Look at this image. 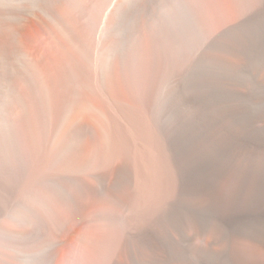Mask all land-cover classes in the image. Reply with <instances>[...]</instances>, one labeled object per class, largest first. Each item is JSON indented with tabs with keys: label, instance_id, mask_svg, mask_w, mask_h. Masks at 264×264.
Returning <instances> with one entry per match:
<instances>
[{
	"label": "bare ground",
	"instance_id": "6f19581e",
	"mask_svg": "<svg viewBox=\"0 0 264 264\" xmlns=\"http://www.w3.org/2000/svg\"><path fill=\"white\" fill-rule=\"evenodd\" d=\"M233 1L235 21L216 31L203 50L202 0H0V215L5 217L0 264H74L64 250L85 240L88 201L122 205L125 196L120 198L118 189L129 173L124 171L127 164L115 163L112 177L94 173L103 180L97 178L91 194L78 173L88 169L86 139L93 126L88 110L102 118L99 155L116 147L159 158L147 162L158 170L156 204H161L160 188L171 165L177 171L179 157L173 153L183 148L186 134L197 140L189 145L195 153L192 171L203 169L209 177L218 176L219 169L220 175L233 172L235 158L242 156L232 193L241 192L253 174L250 198L255 203L264 199L257 179L263 168L251 167L258 153L264 160V123H259L264 116V0ZM189 45L192 53L186 60ZM139 51L147 67L141 107L123 96L121 86ZM127 181L131 194L134 190L138 195L141 181ZM42 185L51 190L42 191ZM30 188L32 194L24 199ZM189 193L195 204L185 208L199 231L194 216L213 202V186L199 182ZM59 198L72 209L69 217L60 210L51 225L43 210ZM249 215L253 220L263 217L264 209H252ZM140 229L142 240L150 239L149 254L142 256L119 241L106 264H123V247L135 264H244L238 257L235 262L211 258L215 242L221 251L227 249L221 231L192 246L197 255L209 258L181 260L171 245H158L157 233ZM237 235L264 249V229ZM179 236L184 238L181 232ZM246 263L264 264L254 257Z\"/></svg>",
	"mask_w": 264,
	"mask_h": 264
},
{
	"label": "rangeland",
	"instance_id": "374dc122",
	"mask_svg": "<svg viewBox=\"0 0 264 264\" xmlns=\"http://www.w3.org/2000/svg\"><path fill=\"white\" fill-rule=\"evenodd\" d=\"M254 2L255 0H250V4H253ZM201 7L202 25L200 42L202 44L200 43L201 46L199 45V47H202L203 49L209 43L212 35H214L216 31L218 32V30H220L224 26L235 21L236 7L233 0H202ZM188 48L189 49L187 50L189 52L187 53L186 60L191 58L190 53H192L190 45L188 46ZM134 56L136 58L133 57L128 71H125V73L127 74L121 79V86L122 92L124 91L123 96L132 101L136 106L138 105L141 107V100L146 88L145 83L147 84V79L144 76L146 74L147 67L146 61L144 60V57H142L143 54L141 51H139L138 54ZM203 87L205 89V86ZM88 111V122L90 121L93 125L88 130V140L86 139L88 145V166L84 167H87L88 169L85 170V168H80L81 170L79 169V171H77L86 179V181H88V194H91V185H97V178H99V176L97 177L94 173H102V178L112 177V168L113 166H115V163L121 164L120 162H122V164L125 163V166L127 164V167H124V171L128 170L130 174L127 173V171L125 172L126 174L121 177V180H124L122 182V184L124 185L122 186L121 184V190L118 189V191H120L118 192L120 198L125 196V199H122L126 201L123 200L124 203L122 202V205L120 204L121 206L116 204L113 205L116 202L109 203L108 201L102 203V201L100 202L98 200H96L95 202L93 200H91L92 202L88 201V213L86 212L85 214L88 215L87 219L90 221H88L86 233L83 235L85 237V240L82 238V240L84 241H81V244L80 241H77L78 243L75 242L74 245L77 244V247H74V250L72 249V244L66 247L67 249H65L64 252L66 251L65 254L67 255L64 254L65 257L67 256L68 258V256H70L72 258V262L76 260V262L74 261V264H106L110 255L114 252L113 250L119 244V241L123 244L127 243V246L130 249L137 248V251H140V253L142 252V256H147L149 254V251L146 246L149 245L148 242H150V239L142 240L143 236H140L137 233L139 231L138 229L141 228L140 230H143L144 228L148 233H157L159 235L160 239H156V241L159 242L158 245H171L170 251L175 253L178 259L181 260H201V257L209 258L208 254L197 255L192 246L193 244H205L206 242H209L213 237L214 232L221 231L220 239L224 237L223 243L227 245V249L221 251L219 244L220 242H215L211 245L215 250V254L211 256L212 259L216 261L235 262V260L233 259L235 257H238L244 264H247L246 261L251 263V260L254 257L257 260L259 258L264 262V249L257 247L252 243L250 244L243 237L237 235L240 234L244 236V233L248 229H264V216L258 217L253 220L249 215V212L252 209H264V199L260 202L255 203L254 200L250 198L249 193L251 190V185L254 183V175L248 174L250 175L249 180L251 181L246 182V185H244V188H242L241 192L238 191L232 193L235 181L241 173H238V171L243 167L242 164L244 159L242 156L237 157V159L235 158L234 164L232 166L234 168L233 172H223L220 175L222 169H219L218 176L209 177L208 173L203 169L199 170L195 168L192 171V164L193 159L195 160V153L189 150V145H195V143H197V140L193 141V137L190 136V134H186V136L184 137L183 148L173 153V155L177 153L180 164L176 166L177 171L174 167L172 168L171 165L169 175L167 176V179H165V183L162 184L160 188V191L164 194L162 199H164H161V204H156L157 202L154 200H157V198L159 197V187H156L158 184V177L156 174L158 173V170L155 167L149 168L147 166V162H150L152 160V163H155L158 162L157 160L159 158H157L156 155H153L156 158L152 156L148 157L145 151H143L145 154L142 151L141 154L136 149H131L130 152H126L125 150L116 147L111 148V151L109 150L106 153L99 155V144L101 143V141H103H100V139H103V135L101 133L102 118L100 119L99 115L97 116L95 112H92L91 110ZM188 111L189 109L187 110V112ZM16 115L17 113L15 112L14 116ZM259 123H264V116H262V119L259 121ZM136 153L137 155H135ZM251 167L253 168V170L257 169L258 167L263 168V170L258 173L257 179L260 185L259 197L260 199L264 198V160L262 159L260 153L255 156L254 162ZM246 170L247 168H245V172ZM147 174H149L148 176L151 179L145 177L147 176ZM128 176L133 182H138L139 180L141 181L140 192L137 193L138 195H134V190L131 194L132 189L129 188V181L125 182L129 178ZM102 178L99 179L103 180ZM145 178L149 181H146ZM199 182H201L202 185L205 184L207 186H213L214 200L205 210H199L197 216H194L198 219L197 226L199 227V231H197L196 228L194 230L195 222L192 219L193 215L191 212L187 211L185 207L187 204H195V199L189 192ZM178 186L179 189L177 191ZM181 186L183 187V191L180 192ZM76 188L77 187L75 186L74 189ZM41 189L44 192H48L49 190H51H48V187H46L45 185H42ZM76 191L74 192L77 193V197L83 199L84 195L82 194V192L78 189H76ZM29 194H32L31 188L25 190L23 192L24 196L22 197L24 199H28V197L30 196ZM131 195L137 196L138 198ZM155 195L157 198H155ZM129 196L133 197L134 200H132L131 197L130 200ZM88 197L90 196L88 195ZM61 199L62 201H65L64 198H59V203L55 202V200L53 202L49 201L50 205L48 204V207L44 208L45 210H43V214L46 215L47 219L50 218L48 220L49 222H51V225L55 223L57 216L60 217V210H63L62 212L66 213L68 217L70 215V211L72 208L70 209L66 207V203L69 207H71V204H69L70 202L67 201L65 203L62 202ZM15 204L16 200L13 198V200L10 201V204H8V208L13 209ZM89 209H91L92 215H94V212L96 213L93 216V219ZM46 211H48L49 213ZM110 213H113L112 216L110 215ZM63 216H65V214ZM238 216L242 217L239 218ZM3 218L5 219L4 216L0 215V223L4 220ZM180 232L183 234L184 238H180ZM172 244L177 247L178 250H176L172 246ZM84 246L86 247V249L83 248ZM81 247L84 251L81 250ZM71 249L73 251H71ZM125 249L123 247L121 253H119V259L121 263L135 264L131 262L130 254H128L129 251ZM79 250L81 254L78 252ZM68 252L72 255H70ZM78 257L79 259L77 260Z\"/></svg>",
	"mask_w": 264,
	"mask_h": 264
}]
</instances>
